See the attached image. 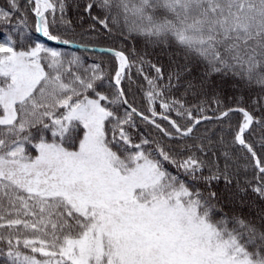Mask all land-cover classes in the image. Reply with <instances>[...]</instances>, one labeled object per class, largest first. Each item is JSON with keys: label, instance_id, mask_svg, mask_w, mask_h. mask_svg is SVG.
<instances>
[{"label": "snow or ice", "instance_id": "6c2138e0", "mask_svg": "<svg viewBox=\"0 0 264 264\" xmlns=\"http://www.w3.org/2000/svg\"><path fill=\"white\" fill-rule=\"evenodd\" d=\"M0 24L8 264H264V0H4ZM41 37L110 41L116 70Z\"/></svg>", "mask_w": 264, "mask_h": 264}, {"label": "trees", "instance_id": "16d2710c", "mask_svg": "<svg viewBox=\"0 0 264 264\" xmlns=\"http://www.w3.org/2000/svg\"><path fill=\"white\" fill-rule=\"evenodd\" d=\"M3 3H4V0H0V6H2ZM32 23H33V18L30 15L29 16V25H31ZM78 31H79V29H78ZM10 32H12V29H10L8 26L0 24V42H4L6 36ZM12 34L14 35V32H12ZM33 36H39V33L33 32ZM41 40H43L45 43L49 44L52 47H56V48L60 49L68 57H71L72 55L80 56L86 62L87 65H91L94 62H102L103 66L105 68V71L108 72V74L110 76L113 75L115 70H116L117 62L115 61L114 57L109 53H104V52H99V51H87V50L77 49V48L70 47V46L59 45V44H56L54 42H48L43 37H41ZM75 43L83 44V43H88V41L80 40L77 37ZM130 44H131V42H130ZM130 44H129V46H130ZM89 45L99 46V47H119V45H113L110 41H101L98 44L92 43ZM137 47L139 48V45H137ZM145 72L146 73L148 72L147 68H145ZM131 77H132V80L134 81L133 86H132V92L134 93V96H135V100H134L135 106L138 107V109H140L142 111H146V100H145V97L143 95V91L138 86H142L144 89H146L147 84L141 76H138L135 67H133V69L131 70ZM126 91H127V88H126ZM175 95L177 98H179V93H175ZM157 110L161 111L160 109H157ZM209 114H211V113H209ZM173 118H176L174 114H173ZM239 119H240L239 116L234 117V121L239 120ZM164 123H166V122H164ZM213 123H215V122L214 121L206 122L207 126H211ZM136 131L137 130H133V134H134V138L138 139L139 137L136 135ZM217 131H219L218 127H217ZM138 132L140 134H143V135H157L156 130L154 128H152V126L146 125L144 123H140L138 125ZM33 133H34V136H36V137H38L40 135V131H38L37 129H33ZM44 135L49 140H51L52 137H51L50 131H44ZM77 135H79V133H77ZM77 143H78V141H77ZM28 147L31 148L30 145ZM32 154L35 155L36 153L33 151ZM171 170L174 171V169H171ZM225 211H227V209H225ZM0 264H8L7 258L4 256H0Z\"/></svg>", "mask_w": 264, "mask_h": 264}, {"label": "water", "instance_id": "95a60500", "mask_svg": "<svg viewBox=\"0 0 264 264\" xmlns=\"http://www.w3.org/2000/svg\"><path fill=\"white\" fill-rule=\"evenodd\" d=\"M80 44L78 43H73L72 45H65V46H70V47H74V48H78V49H83V50H86L85 48H82V47H79ZM93 48H100L99 46H91L89 45L88 49L89 51H93L92 49Z\"/></svg>", "mask_w": 264, "mask_h": 264}]
</instances>
